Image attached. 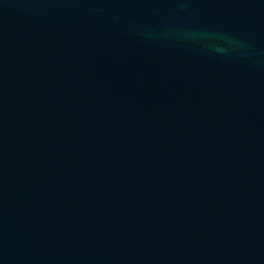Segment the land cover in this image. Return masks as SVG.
Listing matches in <instances>:
<instances>
[{"label": "water", "instance_id": "95a60500", "mask_svg": "<svg viewBox=\"0 0 264 264\" xmlns=\"http://www.w3.org/2000/svg\"><path fill=\"white\" fill-rule=\"evenodd\" d=\"M0 264H264V0H0Z\"/></svg>", "mask_w": 264, "mask_h": 264}]
</instances>
